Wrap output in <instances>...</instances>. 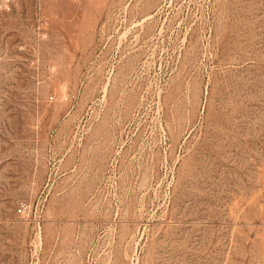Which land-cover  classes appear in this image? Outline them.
<instances>
[{
    "label": "rangeland",
    "instance_id": "rangeland-1",
    "mask_svg": "<svg viewBox=\"0 0 264 264\" xmlns=\"http://www.w3.org/2000/svg\"><path fill=\"white\" fill-rule=\"evenodd\" d=\"M0 264H264V0H0Z\"/></svg>",
    "mask_w": 264,
    "mask_h": 264
},
{
    "label": "built area",
    "instance_id": "built-area-1",
    "mask_svg": "<svg viewBox=\"0 0 264 264\" xmlns=\"http://www.w3.org/2000/svg\"><path fill=\"white\" fill-rule=\"evenodd\" d=\"M19 212H22V208L19 209Z\"/></svg>",
    "mask_w": 264,
    "mask_h": 264
}]
</instances>
